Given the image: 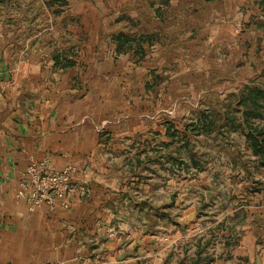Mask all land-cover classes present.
<instances>
[{"label":"crops","instance_id":"obj_1","mask_svg":"<svg viewBox=\"0 0 264 264\" xmlns=\"http://www.w3.org/2000/svg\"><path fill=\"white\" fill-rule=\"evenodd\" d=\"M39 1L48 14L40 24L29 0L2 5L18 25L0 23V264H147L142 248L163 260L151 264H264L263 189L236 196L220 210L224 228L215 219L219 227L194 231L192 259L178 257L186 253L179 227L197 226L205 206L227 194L201 178L213 171L180 162L185 123L206 95L223 98L264 75V0H67L61 17ZM152 1L166 3V31L182 26L184 34L171 48L152 40L143 54L119 52L114 36L134 29L131 21L154 29ZM70 49L73 63L56 65L54 53ZM47 155L59 169L73 165L87 192L71 194L67 209L29 212L15 189L29 160ZM155 239L169 243L144 245ZM174 249L178 260L167 263Z\"/></svg>","mask_w":264,"mask_h":264},{"label":"trees","instance_id":"obj_2","mask_svg":"<svg viewBox=\"0 0 264 264\" xmlns=\"http://www.w3.org/2000/svg\"><path fill=\"white\" fill-rule=\"evenodd\" d=\"M13 1L16 0H0V4H9ZM63 1L66 3L65 0H44V3L57 16L62 13L58 4ZM156 3V1L151 3V6L154 7L155 16L159 18V21L153 26L154 29H149L143 23V19H138L137 22L131 21L136 29L119 31L114 36L119 52L134 49L143 54V43L146 41L161 40L165 44L168 43V48H171L170 45H174L180 40L184 34V28L176 26L166 31L167 22L164 23V10L161 9V6L166 3L163 1L159 3L161 6L155 7ZM138 26L140 27L137 28ZM71 54V49L61 52L57 50L54 53L56 65L62 67L71 65L73 63V60L69 58ZM210 99L202 100L199 108L195 111V115L189 122L185 123L186 132L183 147L187 157L181 158L180 162L188 163V159H190L194 166L200 165L195 152L192 150L195 142L200 141L198 139L200 136L209 137L215 133L239 132L245 136L247 146L254 157V170L264 175V75L250 79L243 83L239 90L228 93L223 98ZM237 159L238 157H234V162ZM172 160L176 161V158L172 157ZM249 186L246 187L247 192L254 194L261 191L264 184L258 179ZM203 248H198V254L202 252ZM198 263L199 259L194 264Z\"/></svg>","mask_w":264,"mask_h":264},{"label":"rangeland","instance_id":"obj_3","mask_svg":"<svg viewBox=\"0 0 264 264\" xmlns=\"http://www.w3.org/2000/svg\"><path fill=\"white\" fill-rule=\"evenodd\" d=\"M28 1V0H27ZM39 0H29L30 5H34L37 8V13L39 14V19H37V21H35V23L40 24L43 23L44 21H46L48 14L43 13L42 7L38 6ZM44 1V0H43ZM66 3L63 2H59V7L62 9L63 11V7H67V0H65ZM40 2V1H39ZM14 8V7H13ZM30 11L27 10V14ZM24 13L20 16H23ZM62 13L60 15H58L59 17H61ZM11 14L7 11V7L3 8L2 5L0 4V23H9L12 26L16 27L18 25V21L17 19L13 20L11 22L10 18H11ZM16 16V15H15ZM27 16V15H26ZM58 17V19H59ZM17 18V16H16ZM21 21H25L28 22V20L26 18H22ZM71 20H68V22H70ZM23 23V22H22ZM66 23L65 20H61L60 18V25L64 26ZM234 79H228V82H231V87L234 88L236 87L237 83L233 82ZM227 82V83H228ZM216 84H220L223 85V82H217ZM223 94L222 93H212L210 95H206L205 99H210V98H222ZM225 96V95H224ZM211 100V99H210ZM195 152L196 155V159L197 161H199V166H195L197 168H200L201 171H208L210 173V171H213V173H210V175H205V176H201V178H206V180H209L215 189H219V191L221 190V192H218L217 194H221L220 196H222V193L226 194L223 197V202L218 201L216 203H221V204H217L214 202V205L212 206H205L204 209H207L205 211L202 212L203 215H201L202 217H198V221H195V224L197 226H192L194 224V222H191L190 219L186 220V222H184V227H179V230H181L182 233L185 234V238L183 239V241L181 243H178L179 248H186V253L185 255H179V253H177L176 249H174L173 251H171L167 256V263L170 262H174L177 259V256L180 257L182 260H184V263L187 261H190L193 257L192 255V248L194 245H196V243H194V241L191 239L192 238V233L194 231H207L209 230L210 227H215L216 225H218L220 223V227L225 226V221H226V217H223V213H220L221 208L227 209L230 206V208L232 207V205L235 206V203L237 202L236 200V196L237 198H242L244 196H251V194H249L246 190V187H250L249 185H253V181L258 180V179H264V175L260 172H256L254 170V157L251 155L250 149L247 146V142L245 139V136L242 135L239 132H232V133H222V134H212L209 137H205V136H200V141L195 142L194 147L192 149ZM185 153V157H187L186 152L184 150ZM234 157H238L237 161L234 162L233 158ZM189 164H192L190 162V159H188ZM185 167L188 166V163H184ZM236 168V169H235ZM240 168L243 169V175L239 174V172H237V170H240ZM232 174L234 175L233 177H229L228 175ZM209 176H212V178H209ZM241 176H242V180H241ZM214 177V178H213ZM243 182V183H242ZM264 182V180H263ZM264 184V183H263ZM228 188V190L230 188H232V190H234L233 194L234 198L230 197L231 195L228 193V191L226 192V189ZM264 190V188H263ZM158 198L159 195H158ZM244 199V198H243ZM209 200V197H208ZM207 200V201H208ZM248 202L245 201V199L241 202L238 201V204H240L238 206V212H234V218H235V223H237V225L239 224V222L241 221V219L245 216L244 213L241 211L243 208V206L247 205ZM241 204H243L241 206ZM249 205V204H248ZM155 209H160L159 205L154 206ZM168 211L169 214L172 213H176V207L173 206H169L168 207ZM214 209V210H213ZM153 210V207H152ZM186 214L190 212V210L188 209V207L186 206ZM218 212L220 213L218 215V213H216L217 216H215L216 218H213L210 216L211 212ZM197 216V213H195ZM194 214V215H195ZM129 215V214H128ZM215 219H223L222 222L219 223H214ZM255 220V219H254ZM254 225L256 228H260L261 224L260 222H257V220L253 221ZM226 225L229 227L230 223H226ZM154 226V224H153ZM219 227V225H218ZM156 229V228H154ZM113 232H115V230H113ZM236 233V232H235ZM114 234L109 235V237H115L112 236ZM236 235V234H235ZM112 238V239H113ZM173 239V238H172ZM169 240H164V239H155V240H148V242H146L144 245L146 247H148L149 245H152L154 247H158V248H166L167 244ZM132 245L133 247H135L137 244L134 241H132ZM199 242V241H198ZM172 243V242H171ZM170 243V244H171ZM200 243L202 245V242L200 240ZM233 244H238L239 241L238 239H236V237L232 240ZM174 245V248H176L177 244L172 243ZM210 244V242L208 241V238L206 241H204V246H208ZM199 245V243L197 244V246ZM127 246V244L125 245ZM162 246V247H161ZM182 246V247H181ZM141 254L145 255V258L143 259L144 263L147 264H151L150 262L152 261H163L161 260L160 255L154 257V255L152 256H147L145 253H148L147 250H144V248L139 250ZM189 251V254H188ZM156 258V259H155ZM178 260V259H177ZM165 262V261H164ZM50 264V263H49ZM166 264V262H165Z\"/></svg>","mask_w":264,"mask_h":264},{"label":"built area","instance_id":"obj_4","mask_svg":"<svg viewBox=\"0 0 264 264\" xmlns=\"http://www.w3.org/2000/svg\"><path fill=\"white\" fill-rule=\"evenodd\" d=\"M77 169L73 165L57 168L50 155L31 158L21 172L15 189V199L25 203L29 212L47 206L50 211L70 207L73 193L85 195L86 187L73 179Z\"/></svg>","mask_w":264,"mask_h":264},{"label":"water","instance_id":"obj_5","mask_svg":"<svg viewBox=\"0 0 264 264\" xmlns=\"http://www.w3.org/2000/svg\"><path fill=\"white\" fill-rule=\"evenodd\" d=\"M120 259H124V257H121Z\"/></svg>","mask_w":264,"mask_h":264}]
</instances>
